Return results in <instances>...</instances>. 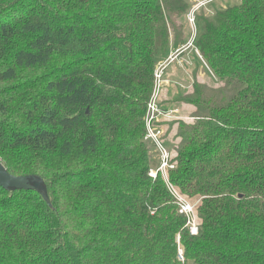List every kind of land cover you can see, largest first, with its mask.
I'll list each match as a JSON object with an SVG mask.
<instances>
[{"label": "trees", "instance_id": "trees-1", "mask_svg": "<svg viewBox=\"0 0 264 264\" xmlns=\"http://www.w3.org/2000/svg\"><path fill=\"white\" fill-rule=\"evenodd\" d=\"M188 9L0 0V163L40 176L50 201L0 188V264H264V0L198 18L222 84L194 82L195 121L167 124L174 167L150 175L153 73L186 44ZM172 190L199 200L197 235Z\"/></svg>", "mask_w": 264, "mask_h": 264}, {"label": "rangeland", "instance_id": "rangeland-1", "mask_svg": "<svg viewBox=\"0 0 264 264\" xmlns=\"http://www.w3.org/2000/svg\"><path fill=\"white\" fill-rule=\"evenodd\" d=\"M239 2L240 0H189L188 12L186 16L181 19L184 34L183 39L186 44L179 46L177 49L171 48L167 58L160 60V62L155 65L151 96L154 94L153 98H155L156 104L160 110L164 111V114H166L158 119L156 125L163 130L164 140L161 141L170 155L174 154L171 140L174 134L173 131L175 130H168L169 123L181 121L186 124H193L195 121L193 117L194 110L192 106L185 101L192 91L194 82L197 81L209 87L222 84L218 82V79L204 62L197 49L194 47V42L193 44L191 43L192 37L196 35L197 38L200 33L198 18H210L216 12L237 5ZM193 10H196L194 13L196 27H194V24L187 21V15L193 12ZM176 50L178 52H176ZM169 57H171V59H169ZM161 66H163V68H161ZM46 70H48V68L32 70L29 72V75L35 78L43 74ZM155 74H161V78L158 81L155 80ZM172 132L173 134H171ZM144 142L151 158L152 174H155V171L162 163L161 154L158 147L146 139V135ZM161 174L166 178L165 171H162ZM183 198L186 199L185 197ZM191 201L190 203H195L194 206L199 204L198 199H191Z\"/></svg>", "mask_w": 264, "mask_h": 264}, {"label": "built area", "instance_id": "built-area-1", "mask_svg": "<svg viewBox=\"0 0 264 264\" xmlns=\"http://www.w3.org/2000/svg\"><path fill=\"white\" fill-rule=\"evenodd\" d=\"M196 10H193L190 14L187 15V21L191 24H194V27H196L195 24V13ZM196 38V35L192 37V44ZM190 43V44H191ZM176 52H178L176 50ZM171 59V57H169ZM163 68V66H161ZM155 80H159L161 78V74H155ZM154 95V94H153ZM153 95L151 96L148 104H147V115L145 119V126H146V139L150 141V143H154L161 154V166L155 171V174H152V171L150 172V175L152 177L156 176V173L158 171H167L169 169H172L174 167L173 164H171L170 159L171 155L167 152V150L164 148V145L162 144L161 137L163 135V130L156 125V122H158V119L162 116L166 115L164 114V111H161L158 105L155 102V98H153ZM173 194L176 197L177 200V206H178V213L181 216H184L186 218V225L188 226L190 235L195 236L198 234L199 226L197 222L196 217V206H194L193 203H190L187 199H184L181 194L176 192L175 190H172ZM179 258L182 259V252L179 251Z\"/></svg>", "mask_w": 264, "mask_h": 264}, {"label": "water", "instance_id": "water-1", "mask_svg": "<svg viewBox=\"0 0 264 264\" xmlns=\"http://www.w3.org/2000/svg\"><path fill=\"white\" fill-rule=\"evenodd\" d=\"M0 188L8 192L18 190L35 191L50 205L46 184L40 176L33 174L23 176L12 175L8 173L2 163H0Z\"/></svg>", "mask_w": 264, "mask_h": 264}]
</instances>
